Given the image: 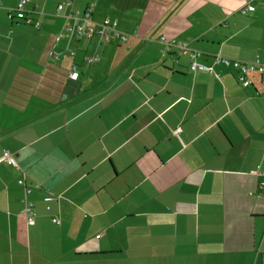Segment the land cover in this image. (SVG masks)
<instances>
[{
    "label": "crops",
    "instance_id": "1",
    "mask_svg": "<svg viewBox=\"0 0 264 264\" xmlns=\"http://www.w3.org/2000/svg\"><path fill=\"white\" fill-rule=\"evenodd\" d=\"M20 1L0 0V264H264V79L213 65L264 63V0H90L129 41L72 44L86 0H27L32 24Z\"/></svg>",
    "mask_w": 264,
    "mask_h": 264
},
{
    "label": "built area",
    "instance_id": "2",
    "mask_svg": "<svg viewBox=\"0 0 264 264\" xmlns=\"http://www.w3.org/2000/svg\"><path fill=\"white\" fill-rule=\"evenodd\" d=\"M255 1L256 0H241V7L239 11L242 14L253 12L255 10V7L253 6ZM26 3L27 0H21L17 7L8 13V19L11 21L21 20L27 24H32V20L25 14V11L23 10ZM86 3L87 6L84 10L72 11L68 16L69 23L65 27L64 37L69 44L81 41L82 39H90L95 34H99L100 38L105 42H109L111 39H114L120 43H127L129 41V36L118 28L117 21L106 18L101 23L94 22L92 20L93 5L90 4V0H86ZM70 6V1L65 0L58 6L57 11L62 12ZM33 26L38 28V23L33 24ZM160 42L163 46L161 51L163 58L172 53H174L177 57L188 56L191 59V72L195 73L198 70L209 73L213 72L212 67L205 66L198 62V60L203 57V53L197 49H194L190 43L177 41L174 39H167L164 36L160 37ZM69 56L70 58L74 59L76 56V51L74 49L71 50ZM97 60L98 57L87 59V61L90 63ZM213 65L231 68L236 73L235 79L243 87H249L251 85V77L253 75H260L264 79V63H262L259 59L255 60L254 62H242L231 60L218 54L213 56ZM77 77V67L76 65H73L69 70L68 79L71 81H76ZM179 132L180 130L177 129L175 130L174 134H179ZM3 159L9 165L17 168L15 159L11 154L5 153ZM31 193L32 191L30 189H26L25 195H30ZM22 202V213L24 215L26 225L31 227L35 224L34 206L32 202L26 198H24ZM47 209L49 210V207H47ZM52 222L57 224L59 223L58 219L56 218H54Z\"/></svg>",
    "mask_w": 264,
    "mask_h": 264
}]
</instances>
